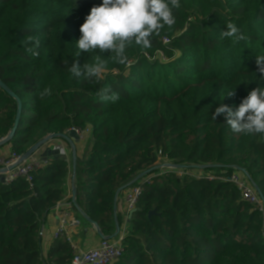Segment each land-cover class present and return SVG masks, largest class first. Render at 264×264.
Returning a JSON list of instances; mask_svg holds the SVG:
<instances>
[{
  "label": "trees",
  "instance_id": "1",
  "mask_svg": "<svg viewBox=\"0 0 264 264\" xmlns=\"http://www.w3.org/2000/svg\"><path fill=\"white\" fill-rule=\"evenodd\" d=\"M101 3L0 0V82L21 101L15 133L0 149L22 156L49 134L91 133L90 149L75 161V214L111 237L123 227L115 215L118 191L143 189L124 252L111 264H264L263 218L219 179L242 169L264 197V134L235 133L224 115L212 117L221 103L235 111L264 86L256 64L264 55V0H180L172 29L153 36L148 49L127 48V64L110 52L77 55L79 28ZM228 22L247 39H222ZM28 36L40 40L38 48L27 45L38 55L25 50ZM96 55L106 61L102 79L69 72L72 63L83 66ZM113 93L115 102L102 99ZM16 116L17 102L0 86V140ZM160 152L204 174L157 175ZM71 165L49 158L32 189L22 179L0 184V264H71L74 249L66 240L53 241L41 257L39 239L43 220L67 195ZM145 170L150 179L142 181Z\"/></svg>",
  "mask_w": 264,
  "mask_h": 264
},
{
  "label": "clouds",
  "instance_id": "2",
  "mask_svg": "<svg viewBox=\"0 0 264 264\" xmlns=\"http://www.w3.org/2000/svg\"><path fill=\"white\" fill-rule=\"evenodd\" d=\"M180 7V0H102L100 5L91 8L79 28L81 35L76 42L79 50L77 55L81 52H110L114 54L110 57L113 61L127 64L126 49L133 45L150 48L153 36L160 35L165 27L172 29L175 25L174 10ZM226 28L220 33L222 39H232L234 43L247 39L234 23L228 22ZM22 44L27 52L39 54L33 47L27 46L34 44L38 48V38L28 36ZM93 60L92 63L85 62L83 66L74 62L69 72L76 78L100 80L106 70V61L100 55H96ZM256 64L260 77L264 78V55L256 56ZM47 94L49 89L45 88L39 95L43 99ZM234 95L235 90L229 91L225 97ZM102 99L115 102L119 96L113 93ZM221 115L225 116L227 124L235 133L264 134V86L251 90L235 111L221 103L212 117L216 120Z\"/></svg>",
  "mask_w": 264,
  "mask_h": 264
},
{
  "label": "built area",
  "instance_id": "3",
  "mask_svg": "<svg viewBox=\"0 0 264 264\" xmlns=\"http://www.w3.org/2000/svg\"><path fill=\"white\" fill-rule=\"evenodd\" d=\"M163 43H169L168 39H163ZM74 129L80 139L82 140L86 133L89 131H82L76 128ZM21 156L7 153L0 157V184L9 185L17 179H22L30 185L32 189V181L34 173L43 165L47 163L43 158H36L31 156L24 162H19ZM167 157L163 156L161 152L158 154V160H166ZM233 172L229 177H221L219 179L229 181L240 193L241 199L245 201L253 211H256L263 218L264 223V200L258 195L255 190V186L252 184L247 174L239 168H233ZM158 175H164L166 172H174L179 178L190 176L196 177L186 172V169L178 166H172L168 164L158 165L156 168ZM212 178V176H207ZM75 187L73 188L74 192ZM143 189L139 185H129L124 192L123 200L126 205V215L123 218V227L119 229L115 237L103 236L96 246H93L87 250H82L76 247L73 242V233L79 230L81 227V220L72 207V200L67 203L56 207L57 227L53 234V241L63 239L68 242L74 249L73 258L71 264H111L118 260L124 252L123 237L125 236V227L130 219V214L136 209ZM72 198V197H71ZM59 204V203H58ZM57 204V205H58ZM78 211L79 208L75 207ZM83 218L87 217L81 214ZM264 231V227H263ZM116 233V232H115ZM114 233V234H115ZM114 236V235H113Z\"/></svg>",
  "mask_w": 264,
  "mask_h": 264
},
{
  "label": "crops",
  "instance_id": "4",
  "mask_svg": "<svg viewBox=\"0 0 264 264\" xmlns=\"http://www.w3.org/2000/svg\"><path fill=\"white\" fill-rule=\"evenodd\" d=\"M85 138L80 140L79 143H75V154L76 158L82 157L88 149H90L92 144V136L91 140L84 141ZM89 141H91L89 143ZM9 151V148L6 147ZM46 149H50L52 153L48 156V159L53 157H63L68 163H72L73 165V151L69 144H67L63 140H53L52 142H49L42 150L34 154V157L36 158H43V153ZM1 150V149H0ZM55 153V154H54ZM76 188L75 186V172L74 168H72L71 176L68 179L67 182V195L61 201L56 207L63 205L67 203L68 201L72 200V194H73V188ZM127 189H121L118 191L116 199H115V215L120 214L123 218L126 215V205L123 200V195L125 190ZM56 207L53 209V211L47 216L45 220H43V223L41 224L40 228V244H41V257H45L47 255L48 249L50 245L53 242V234L57 227V216H56ZM82 216V215H81ZM78 217V216H77ZM83 217V216H82ZM81 227L79 230H76L73 233V242L76 245L77 248L82 250H87L93 246H96L101 237L98 233V229L95 225L91 223L83 222L81 218ZM84 225V226H83ZM93 240V241H92ZM91 241V243H90ZM90 243V244H87Z\"/></svg>",
  "mask_w": 264,
  "mask_h": 264
},
{
  "label": "water",
  "instance_id": "5",
  "mask_svg": "<svg viewBox=\"0 0 264 264\" xmlns=\"http://www.w3.org/2000/svg\"><path fill=\"white\" fill-rule=\"evenodd\" d=\"M0 86L5 89L9 95L17 102V116H16V121H15V125L14 128L12 129V131L8 134V136L2 140H0V147L5 145L10 138L14 135L15 130L17 128V125L19 123L20 120V113H21V101L19 100V98L9 92L6 87L0 82ZM53 140H63L65 141L67 144L70 145L72 151H73V168L75 169V161H76V152H75V143H79L80 142V137L78 135V133L74 130V129H70L67 132L63 133V134H49L47 136H45L40 142H38L37 144H35L34 146H32L24 155L21 156L20 161L19 162H24L26 160H28L31 156H33L34 154H36L37 152H39L40 150H42L49 142H52ZM52 153V151L50 149H46L43 153V159L46 161L48 160V156ZM55 154V153H54ZM183 168V167H180ZM2 172V170H0V173ZM255 190L257 191L258 195L264 200L263 194L262 192L259 190V188L255 187ZM72 203L74 207H77L76 205V188L74 189V192L72 194ZM116 208V207H115ZM135 212V210H133L130 214V217L132 216V214ZM154 211L150 212L149 216L153 215ZM87 220L95 225L98 229V233L100 235V237L102 238L103 235L100 232L98 226L95 223H92L88 218ZM116 233L114 234L115 237L119 231V228H116Z\"/></svg>",
  "mask_w": 264,
  "mask_h": 264
},
{
  "label": "rangeland",
  "instance_id": "6",
  "mask_svg": "<svg viewBox=\"0 0 264 264\" xmlns=\"http://www.w3.org/2000/svg\"><path fill=\"white\" fill-rule=\"evenodd\" d=\"M84 138H85V139H84L85 142H86V140H91V139H90V138H91V133H90V132H87ZM90 142H91V141H89V143H90ZM7 153H10V152L7 150L6 147L1 148V150H0V157L3 156V155H6ZM162 164H168V165H172V166L183 167L184 169H186V172H189V173L192 174L193 176H196L197 174H198V175H202V174H204L203 171H201V170H197L196 168H188V169H187V166H190V164H188V163H186V162L178 161V160H171V159H168V158H166V160H162V159L160 160V159H159L158 162H157V166H158V165H162ZM71 166H72V165H71ZM149 173H150V170H145V171H143V172H141V173L139 172L138 179L143 178L142 181H145V180H147V179H150V177L147 176ZM157 175H158V174H157ZM210 176L213 177V174L210 175ZM117 216H118V218L123 219V217L120 216V214H118ZM123 224H124V223H123ZM81 225H82V224H81ZM83 226H84V225H83ZM128 229H129V227L126 226V227H125V232H124L125 234L127 233ZM92 241H93V240H92ZM90 243H91V241H90ZM90 243H87V244H90Z\"/></svg>",
  "mask_w": 264,
  "mask_h": 264
}]
</instances>
